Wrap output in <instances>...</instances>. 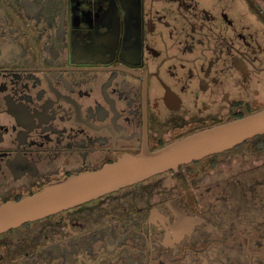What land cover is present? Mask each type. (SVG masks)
<instances>
[{"label": "flooded vegetation", "instance_id": "af4514ba", "mask_svg": "<svg viewBox=\"0 0 264 264\" xmlns=\"http://www.w3.org/2000/svg\"><path fill=\"white\" fill-rule=\"evenodd\" d=\"M261 111L264 0H0V205ZM0 264H264V133L0 232Z\"/></svg>", "mask_w": 264, "mask_h": 264}, {"label": "water", "instance_id": "95a60500", "mask_svg": "<svg viewBox=\"0 0 264 264\" xmlns=\"http://www.w3.org/2000/svg\"><path fill=\"white\" fill-rule=\"evenodd\" d=\"M262 133L264 111L159 152L156 160L143 161L142 167L136 168V163L124 162L97 172L66 178L47 186L35 196L0 205V232L97 198L150 173L171 167L172 164L177 165L204 154L232 148Z\"/></svg>", "mask_w": 264, "mask_h": 264}]
</instances>
